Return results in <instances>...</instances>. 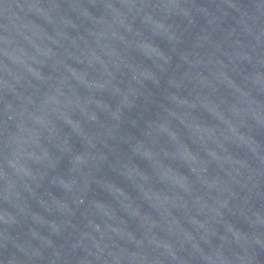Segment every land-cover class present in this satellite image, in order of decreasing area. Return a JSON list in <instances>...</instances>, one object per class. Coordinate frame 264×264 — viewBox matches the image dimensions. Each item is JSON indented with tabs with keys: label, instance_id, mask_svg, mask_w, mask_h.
<instances>
[{
	"label": "water",
	"instance_id": "obj_1",
	"mask_svg": "<svg viewBox=\"0 0 264 264\" xmlns=\"http://www.w3.org/2000/svg\"><path fill=\"white\" fill-rule=\"evenodd\" d=\"M0 264H264V0H0Z\"/></svg>",
	"mask_w": 264,
	"mask_h": 264
}]
</instances>
